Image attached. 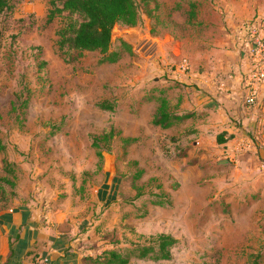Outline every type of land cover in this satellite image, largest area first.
<instances>
[{"label":"rangeland","instance_id":"1","mask_svg":"<svg viewBox=\"0 0 264 264\" xmlns=\"http://www.w3.org/2000/svg\"><path fill=\"white\" fill-rule=\"evenodd\" d=\"M135 1L137 27L118 22L112 29L110 48L120 58L111 63L100 62L97 50L71 61L69 52L60 53L56 30L65 15L47 21L48 0H11L0 11V201L43 191L76 208L65 222L80 228L84 216L95 221L109 208L104 220L113 225L102 239L121 250L159 233L177 239L168 259L129 264H252L261 240H250L232 206L218 203L220 182L209 180L202 166L185 164L177 155L183 147L171 150L162 141L152 123L154 105L145 102L155 96L156 73L143 66L151 44L144 33L168 24L178 0ZM178 3L195 14L210 8L240 19L264 18V0ZM124 39L132 42L130 52ZM102 101L111 109L101 108ZM108 187V203L97 202V190Z\"/></svg>","mask_w":264,"mask_h":264},{"label":"crops","instance_id":"2","mask_svg":"<svg viewBox=\"0 0 264 264\" xmlns=\"http://www.w3.org/2000/svg\"><path fill=\"white\" fill-rule=\"evenodd\" d=\"M179 1L169 25L164 22L154 34L144 33L151 44L145 46L142 61L156 73L153 84L166 97L168 109L190 115L169 127L156 126L171 150L185 149L183 155L177 153L185 164L202 166L209 180L220 182L218 203L232 206L236 224L248 230L250 240H261L259 264H264V82L256 89L255 101L246 103L249 56L238 29L245 18L210 8L190 16L191 7L186 12ZM181 58H187L189 70L173 79L169 68ZM145 102H152L156 111L157 100L147 97ZM176 179H170L172 186ZM110 196V187L102 188L95 199L103 203ZM26 197L0 201V264H32L39 255H46L48 264H100L93 258L113 247L114 240L102 239L113 225V220H104L109 208L95 221L84 216L80 228L73 220L65 222L76 208L57 196L41 191Z\"/></svg>","mask_w":264,"mask_h":264},{"label":"trees","instance_id":"3","mask_svg":"<svg viewBox=\"0 0 264 264\" xmlns=\"http://www.w3.org/2000/svg\"><path fill=\"white\" fill-rule=\"evenodd\" d=\"M50 8L47 13V21L55 16L64 14L65 21L56 30L57 47L60 53L69 52L68 60L78 58L84 50H97L101 53L100 62H115L120 58L118 50L110 48L112 29L118 22L127 25H135L139 20L138 7L135 0H48ZM147 2V0H143ZM11 0H0V11L9 9ZM192 8V9H191ZM189 15H193V7ZM123 47L130 52V42L123 40ZM155 89V96L148 99H155L158 105L152 123L161 127H169L173 123L183 120L190 115L189 112L177 114L168 109L166 97L158 88ZM99 106L104 109H111L112 104L102 101ZM108 132H104V136ZM178 137L173 138L177 140ZM127 140V141H131ZM217 140L221 138L217 136ZM95 145V144H94ZM101 156V152H97ZM178 155H183L182 152ZM5 166L8 161L3 156ZM4 179L7 180L6 177ZM177 239L167 233H159L155 239L147 243H132L123 250L115 246L103 249L100 254L93 258V261L100 264H129L131 259H168L170 248ZM262 261V253L258 252L252 260V264H259Z\"/></svg>","mask_w":264,"mask_h":264},{"label":"built area","instance_id":"4","mask_svg":"<svg viewBox=\"0 0 264 264\" xmlns=\"http://www.w3.org/2000/svg\"><path fill=\"white\" fill-rule=\"evenodd\" d=\"M241 33V44L249 56V68L245 73L244 81L248 92L245 102L252 104L255 101V94L258 85L264 82V18L254 15L241 20L238 24ZM189 70L187 58H181L178 63L169 68L173 79H178L180 74ZM46 255H39L32 264H48Z\"/></svg>","mask_w":264,"mask_h":264}]
</instances>
